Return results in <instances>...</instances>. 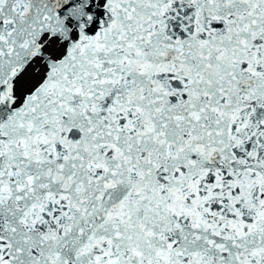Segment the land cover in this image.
<instances>
[{
	"label": "snow or ice",
	"instance_id": "6c2138e0",
	"mask_svg": "<svg viewBox=\"0 0 264 264\" xmlns=\"http://www.w3.org/2000/svg\"><path fill=\"white\" fill-rule=\"evenodd\" d=\"M0 264H264V0H0Z\"/></svg>",
	"mask_w": 264,
	"mask_h": 264
}]
</instances>
